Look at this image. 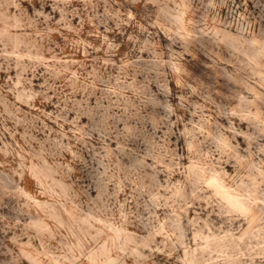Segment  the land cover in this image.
<instances>
[{
  "label": "rangeland",
  "instance_id": "obj_1",
  "mask_svg": "<svg viewBox=\"0 0 264 264\" xmlns=\"http://www.w3.org/2000/svg\"><path fill=\"white\" fill-rule=\"evenodd\" d=\"M0 264H264V0H0Z\"/></svg>",
  "mask_w": 264,
  "mask_h": 264
}]
</instances>
